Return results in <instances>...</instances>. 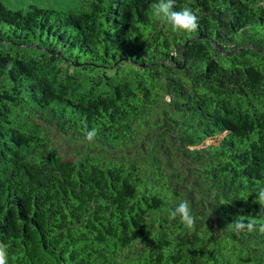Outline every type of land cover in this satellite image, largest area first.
Masks as SVG:
<instances>
[{"label": "trees", "instance_id": "obj_1", "mask_svg": "<svg viewBox=\"0 0 264 264\" xmlns=\"http://www.w3.org/2000/svg\"><path fill=\"white\" fill-rule=\"evenodd\" d=\"M155 2L0 0L8 264H264V234L232 224L264 222V0H176L193 32ZM182 200L191 229L168 218Z\"/></svg>", "mask_w": 264, "mask_h": 264}, {"label": "clouds", "instance_id": "obj_2", "mask_svg": "<svg viewBox=\"0 0 264 264\" xmlns=\"http://www.w3.org/2000/svg\"><path fill=\"white\" fill-rule=\"evenodd\" d=\"M175 5L176 0H157V2L152 4L154 15L170 25L175 31H196L199 27L197 14L189 7H182L176 10ZM166 99L169 98L166 97ZM96 135L97 129L93 127L91 130H86L85 139L88 142H92ZM254 202L260 205V211L257 215L264 216V188H260L257 191ZM177 217L189 229L195 225L196 218L192 213L189 201L182 200L174 209L170 210L169 220H175ZM232 224L237 232L246 230L248 232L258 231L264 234V222L255 218L238 215ZM0 264H8V248L3 241H0Z\"/></svg>", "mask_w": 264, "mask_h": 264}, {"label": "rangeland", "instance_id": "obj_3", "mask_svg": "<svg viewBox=\"0 0 264 264\" xmlns=\"http://www.w3.org/2000/svg\"><path fill=\"white\" fill-rule=\"evenodd\" d=\"M11 8L24 7L29 3L37 4L45 8H54L57 10H66L75 8L79 5V0H1ZM51 139L58 151L65 158H74L73 143L66 135L56 132L54 128L50 127Z\"/></svg>", "mask_w": 264, "mask_h": 264}]
</instances>
